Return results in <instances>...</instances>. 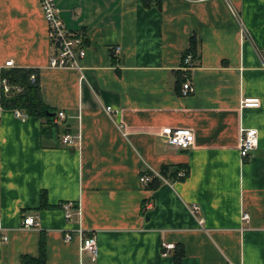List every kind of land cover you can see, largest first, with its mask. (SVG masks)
Masks as SVG:
<instances>
[{
  "label": "crops",
  "instance_id": "obj_1",
  "mask_svg": "<svg viewBox=\"0 0 264 264\" xmlns=\"http://www.w3.org/2000/svg\"><path fill=\"white\" fill-rule=\"evenodd\" d=\"M56 3L85 35L84 79L49 65L39 0H0V76L33 69L45 104L65 113L45 123L0 106V264L37 259L42 241L45 264H175L178 251L180 264H264V0ZM186 51L195 90L182 96ZM164 127L192 129L193 147L167 145ZM243 127L259 131L245 160ZM66 133L79 141L63 143ZM161 169L157 184L141 183ZM65 201L79 205L72 221ZM29 213L38 227L22 228ZM79 225L97 236L95 262L82 259L78 234L65 240ZM164 242L176 245L167 256Z\"/></svg>",
  "mask_w": 264,
  "mask_h": 264
},
{
  "label": "built area",
  "instance_id": "obj_2",
  "mask_svg": "<svg viewBox=\"0 0 264 264\" xmlns=\"http://www.w3.org/2000/svg\"><path fill=\"white\" fill-rule=\"evenodd\" d=\"M41 4L42 11L44 13L45 19L48 24V37L53 47V53L50 57L49 65L55 68H68L75 69L80 73L81 79L85 76V66L82 64V60L87 55V48L85 46V35L80 30H70L66 23L63 21L60 10L57 6L56 0H39ZM116 51H120V47L116 48ZM5 66H13V61H7ZM261 66L264 70V54L261 55ZM181 70L183 72L184 82L181 87V95L189 96L194 92L195 87L191 80V73L193 70V54L191 51H186L183 56V61L181 65ZM37 74L32 72L31 81L34 82ZM0 87L4 92H9L12 88V84L7 77L0 76ZM16 90H21L18 85L14 86ZM261 104L259 98H245L242 101L243 106L258 107ZM105 110L109 114H113L115 110L112 106H106ZM15 114L25 120L28 115L22 111L15 109ZM59 119L65 117L64 111H59L57 116ZM161 135L164 137L167 145L189 150L193 147L195 142V133L190 128H173L164 127L161 131ZM80 136L74 135L72 133L64 134L62 141L65 144H75L79 141ZM259 141V131L254 127H243L241 129L240 138V155L243 160L250 158L253 151L258 146ZM186 175L185 171H178L177 179L182 178ZM157 177H162L161 173H156ZM153 176L149 174H143L140 177V181L145 186H149L150 182L153 180ZM62 209L64 211L65 218L67 221H72L76 215L80 214V208L74 201H65L62 203ZM192 212L197 215L200 211L198 204L194 203L191 207ZM38 213H29L24 216L22 221V228L31 229L38 227L39 222ZM249 215L245 213L243 219L247 220ZM3 228L2 218L0 216V229ZM73 232L80 237V251L83 260L88 259L91 262H95L98 258V242L97 236L95 234H84V229L80 225L74 229V231L67 230L65 232V240L71 241L73 239ZM4 239H7L4 236ZM176 247L175 243L164 242L163 243V255L167 256Z\"/></svg>",
  "mask_w": 264,
  "mask_h": 264
},
{
  "label": "trees",
  "instance_id": "obj_3",
  "mask_svg": "<svg viewBox=\"0 0 264 264\" xmlns=\"http://www.w3.org/2000/svg\"><path fill=\"white\" fill-rule=\"evenodd\" d=\"M143 3L145 5H151L153 3L160 5L161 0H143ZM32 72L33 69L31 68H8L3 70L1 76L9 79L12 88L7 93L1 90L0 106L5 109H18L28 116H39L45 123H51L55 119L56 113L43 100L39 77L36 76L35 81H31L30 77ZM15 85L20 86L21 90H16ZM51 113H55V115ZM177 173L178 171L172 173V175L177 176ZM161 174L165 176L167 174L166 170L161 169ZM157 183L158 177H154L149 186L152 187ZM40 248L41 253L37 259L23 256L21 264H45L43 241L41 242ZM182 254V251H178L175 254V264H180Z\"/></svg>",
  "mask_w": 264,
  "mask_h": 264
},
{
  "label": "water",
  "instance_id": "obj_4",
  "mask_svg": "<svg viewBox=\"0 0 264 264\" xmlns=\"http://www.w3.org/2000/svg\"><path fill=\"white\" fill-rule=\"evenodd\" d=\"M51 114H52V115H55V113H51ZM51 114H50V115H51Z\"/></svg>",
  "mask_w": 264,
  "mask_h": 264
}]
</instances>
